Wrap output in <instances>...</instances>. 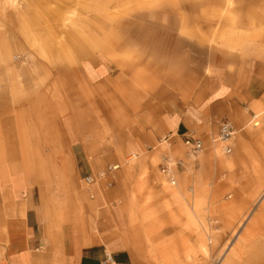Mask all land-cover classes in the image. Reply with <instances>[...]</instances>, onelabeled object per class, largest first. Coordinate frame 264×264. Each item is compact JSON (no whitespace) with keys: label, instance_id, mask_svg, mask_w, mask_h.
Instances as JSON below:
<instances>
[{"label":"rangeland","instance_id":"374dc122","mask_svg":"<svg viewBox=\"0 0 264 264\" xmlns=\"http://www.w3.org/2000/svg\"><path fill=\"white\" fill-rule=\"evenodd\" d=\"M258 32L264 0H0V164L64 189L73 174L63 138L72 106H100L105 142H116L113 124L134 117L128 106L148 97L154 83L144 80L158 64L175 71L182 39L240 48ZM160 143L148 159L153 169L134 174L138 158L127 154L101 177L104 192L118 170L125 180L137 176L127 206L137 264H264V137L227 176L222 145L213 148L217 166L195 172L175 159L162 164ZM164 165L183 168L175 185Z\"/></svg>","mask_w":264,"mask_h":264},{"label":"crops","instance_id":"0c3cea01","mask_svg":"<svg viewBox=\"0 0 264 264\" xmlns=\"http://www.w3.org/2000/svg\"><path fill=\"white\" fill-rule=\"evenodd\" d=\"M257 34V41L240 48L182 39L175 71L158 64L153 79L144 80L154 83L148 97L128 106L134 117L127 124H113L116 142H105L106 117L100 106L90 107L92 112L81 100L78 112L71 105L63 138L73 174L64 189L52 182L44 186L0 164V264H104L107 255L111 258L107 264H137L136 229L129 224L127 208L137 176L125 180V170H118V183L104 192L106 181L97 178L89 187L91 195L84 178L97 177L115 165L117 169L127 154L138 158L131 166L134 174L143 166L151 170L148 159L162 141L168 152L161 156L162 164L175 159L181 166L191 163L195 172L203 164L217 166L213 148L228 144L231 152H222L221 159L225 175L232 166L241 168L240 156L256 151L253 145L264 137V34ZM222 120L231 122L232 137L226 143L211 142ZM190 136L205 145L197 156L184 144ZM175 168L171 185L184 173ZM107 173L104 176L109 177ZM188 190L194 193L193 186Z\"/></svg>","mask_w":264,"mask_h":264},{"label":"built area","instance_id":"2783aa9c","mask_svg":"<svg viewBox=\"0 0 264 264\" xmlns=\"http://www.w3.org/2000/svg\"><path fill=\"white\" fill-rule=\"evenodd\" d=\"M256 124V123H255ZM233 126L230 121L228 120H222L219 123L218 133L216 137L211 139V142H220V143H226L229 141L233 134ZM184 144L189 147V150L192 153H199L205 148V145L203 141L200 138H193V137H186L184 139ZM221 150L223 153L228 154L231 152V148L228 144H224L221 147ZM115 166H112L111 168H108L107 171H110L111 169H115ZM172 167L171 165H164L163 168H161V173L169 180L171 184H174L173 179V173H172ZM107 171L101 172L97 177L96 176H86L84 178V184L89 188L90 186L94 185L96 183L97 178H101L104 175H106ZM104 264H107L108 262H111V258L109 255L106 256L105 260L103 261Z\"/></svg>","mask_w":264,"mask_h":264},{"label":"bare ground","instance_id":"6f19581e","mask_svg":"<svg viewBox=\"0 0 264 264\" xmlns=\"http://www.w3.org/2000/svg\"><path fill=\"white\" fill-rule=\"evenodd\" d=\"M116 168V167H115Z\"/></svg>","mask_w":264,"mask_h":264}]
</instances>
